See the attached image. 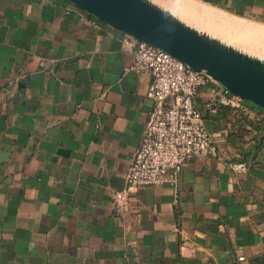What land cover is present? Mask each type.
I'll use <instances>...</instances> for the list:
<instances>
[{
    "label": "crops",
    "instance_id": "obj_1",
    "mask_svg": "<svg viewBox=\"0 0 264 264\" xmlns=\"http://www.w3.org/2000/svg\"><path fill=\"white\" fill-rule=\"evenodd\" d=\"M198 1L264 24V0ZM125 34L71 0H0V264H264V108L221 85L196 96L219 157L115 205L152 105Z\"/></svg>",
    "mask_w": 264,
    "mask_h": 264
},
{
    "label": "built area",
    "instance_id": "obj_2",
    "mask_svg": "<svg viewBox=\"0 0 264 264\" xmlns=\"http://www.w3.org/2000/svg\"><path fill=\"white\" fill-rule=\"evenodd\" d=\"M123 40L134 54L132 68L138 73L151 71L153 79L146 93L152 105L145 132L126 175L128 189L115 194L117 207L128 205L130 192L142 185L170 184L177 192L183 167L189 159L219 157V146L196 104L200 88L212 83L221 85L218 94L227 106H239L243 101L206 71L191 68L171 53L128 33ZM229 165L235 171L247 170V164L242 161L232 160Z\"/></svg>",
    "mask_w": 264,
    "mask_h": 264
},
{
    "label": "water",
    "instance_id": "obj_3",
    "mask_svg": "<svg viewBox=\"0 0 264 264\" xmlns=\"http://www.w3.org/2000/svg\"><path fill=\"white\" fill-rule=\"evenodd\" d=\"M99 19L176 56L242 100L264 108V61L184 21L152 0H71Z\"/></svg>",
    "mask_w": 264,
    "mask_h": 264
},
{
    "label": "rangeland",
    "instance_id": "obj_4",
    "mask_svg": "<svg viewBox=\"0 0 264 264\" xmlns=\"http://www.w3.org/2000/svg\"><path fill=\"white\" fill-rule=\"evenodd\" d=\"M175 1L179 4L189 6L192 9L189 15L181 13L177 8L174 10L165 1L154 2L158 3L164 9L172 11V13L181 17L184 21L195 24L199 29L220 37L219 39L222 42L227 41L224 42L227 45L240 49L264 61V24L236 18L228 13L203 4L198 0ZM208 23L214 25V28L212 29Z\"/></svg>",
    "mask_w": 264,
    "mask_h": 264
},
{
    "label": "trees",
    "instance_id": "obj_5",
    "mask_svg": "<svg viewBox=\"0 0 264 264\" xmlns=\"http://www.w3.org/2000/svg\"><path fill=\"white\" fill-rule=\"evenodd\" d=\"M223 106H225V107H229V106H227V105H224V104H222Z\"/></svg>",
    "mask_w": 264,
    "mask_h": 264
}]
</instances>
